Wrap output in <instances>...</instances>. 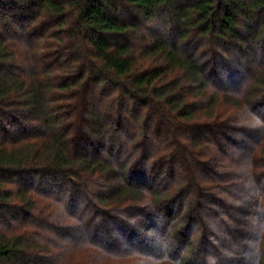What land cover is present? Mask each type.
Instances as JSON below:
<instances>
[{
    "label": "trees",
    "instance_id": "obj_1",
    "mask_svg": "<svg viewBox=\"0 0 264 264\" xmlns=\"http://www.w3.org/2000/svg\"><path fill=\"white\" fill-rule=\"evenodd\" d=\"M163 259L264 264V0H0V264Z\"/></svg>",
    "mask_w": 264,
    "mask_h": 264
},
{
    "label": "rangeland",
    "instance_id": "obj_2",
    "mask_svg": "<svg viewBox=\"0 0 264 264\" xmlns=\"http://www.w3.org/2000/svg\"><path fill=\"white\" fill-rule=\"evenodd\" d=\"M161 263H162V264H167V262H166V261H164V259L162 260V262H161ZM161 263H160V264H161Z\"/></svg>",
    "mask_w": 264,
    "mask_h": 264
}]
</instances>
